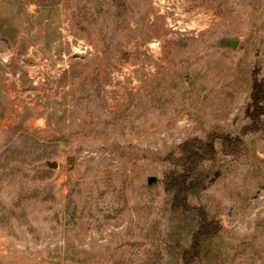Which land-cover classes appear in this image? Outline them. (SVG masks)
<instances>
[{"label": "rangeland", "instance_id": "obj_1", "mask_svg": "<svg viewBox=\"0 0 264 264\" xmlns=\"http://www.w3.org/2000/svg\"><path fill=\"white\" fill-rule=\"evenodd\" d=\"M45 59L62 69L34 84ZM253 68L264 0H0V264H182L198 219L165 181L185 142L225 132L242 143L217 142L220 174L190 197L220 227L199 264H264Z\"/></svg>", "mask_w": 264, "mask_h": 264}, {"label": "trees", "instance_id": "obj_2", "mask_svg": "<svg viewBox=\"0 0 264 264\" xmlns=\"http://www.w3.org/2000/svg\"><path fill=\"white\" fill-rule=\"evenodd\" d=\"M69 7L72 28L80 35L87 36L88 26L92 23L91 10L80 6L71 7L70 4ZM117 34L118 32H113L105 36L106 47L115 41ZM197 43L199 42L195 41V44ZM187 45L189 47L192 44ZM191 58L194 56L191 55ZM260 72V68H253L248 102L244 108L250 123L242 126V134L256 133L264 129V70L263 74ZM217 142L221 150L229 155L242 143V138L238 134L225 132L209 135L206 139L185 142L180 150V158H177L180 160L179 170L170 173L165 181V188L170 195V208L175 212L193 213L198 219L191 233L189 246L182 248L179 253L182 264H199L202 244L214 237L220 229L218 221L209 218L202 208L194 207L190 202L192 193L213 184L220 174L219 170L212 172L206 170V165H212L217 156Z\"/></svg>", "mask_w": 264, "mask_h": 264}, {"label": "built area", "instance_id": "obj_3", "mask_svg": "<svg viewBox=\"0 0 264 264\" xmlns=\"http://www.w3.org/2000/svg\"><path fill=\"white\" fill-rule=\"evenodd\" d=\"M45 61V69L36 78H34V84L38 81H44V78L49 77L50 74L56 75V73L58 72L57 70L62 69L60 62L56 60L50 61L49 59H45ZM39 67H37L36 69H38Z\"/></svg>", "mask_w": 264, "mask_h": 264}, {"label": "water", "instance_id": "obj_4", "mask_svg": "<svg viewBox=\"0 0 264 264\" xmlns=\"http://www.w3.org/2000/svg\"><path fill=\"white\" fill-rule=\"evenodd\" d=\"M149 181H153V179H152V178H150V179H149Z\"/></svg>", "mask_w": 264, "mask_h": 264}]
</instances>
